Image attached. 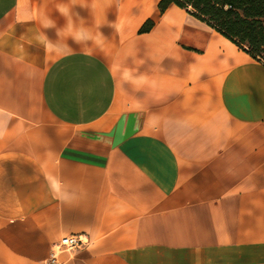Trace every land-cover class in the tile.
Here are the masks:
<instances>
[{
    "label": "crops",
    "instance_id": "crops-1",
    "mask_svg": "<svg viewBox=\"0 0 264 264\" xmlns=\"http://www.w3.org/2000/svg\"><path fill=\"white\" fill-rule=\"evenodd\" d=\"M160 1L0 0V264H264V61Z\"/></svg>",
    "mask_w": 264,
    "mask_h": 264
},
{
    "label": "trees",
    "instance_id": "trees-1",
    "mask_svg": "<svg viewBox=\"0 0 264 264\" xmlns=\"http://www.w3.org/2000/svg\"><path fill=\"white\" fill-rule=\"evenodd\" d=\"M206 22L256 59L264 61V0H161Z\"/></svg>",
    "mask_w": 264,
    "mask_h": 264
},
{
    "label": "built area",
    "instance_id": "built-area-1",
    "mask_svg": "<svg viewBox=\"0 0 264 264\" xmlns=\"http://www.w3.org/2000/svg\"><path fill=\"white\" fill-rule=\"evenodd\" d=\"M87 242L88 239L81 234L63 236L56 244V248L52 250L46 264H61L58 259V254L62 249L72 250L86 244Z\"/></svg>",
    "mask_w": 264,
    "mask_h": 264
}]
</instances>
